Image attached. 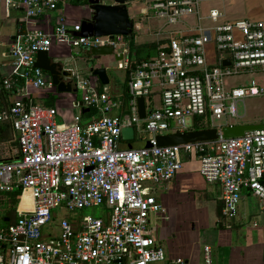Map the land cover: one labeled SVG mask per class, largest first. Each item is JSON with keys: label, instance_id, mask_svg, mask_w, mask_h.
Returning <instances> with one entry per match:
<instances>
[{"label": "built area", "instance_id": "obj_1", "mask_svg": "<svg viewBox=\"0 0 264 264\" xmlns=\"http://www.w3.org/2000/svg\"><path fill=\"white\" fill-rule=\"evenodd\" d=\"M4 1L8 8L16 3ZM60 1L17 4L27 18H38L55 11ZM139 1L143 7L133 34L144 33L157 43V52L131 71L127 105L91 72L85 74L72 60L63 63L82 91L80 107L96 113L88 122L76 114L72 122L60 123L57 107L35 101L34 89L56 88L50 74L36 66L37 54L50 52L55 42L79 49L110 45L122 54L127 70V37L78 36L81 24L70 27L62 19L51 31L17 34L10 49L14 76H0V123H10L18 155L0 159V194H20L15 219L0 214V264H189L170 257L150 227L152 214L167 213L151 186L174 179L185 156L198 159L207 183L222 186L224 221L238 215L244 190L259 198L264 212V128L208 142L158 146L156 141L158 135L190 130L187 117L194 125L238 116V101L264 94L254 79L226 88L228 76L264 71V19L226 20L218 7H205L225 0ZM227 58L230 64L224 65ZM14 77L23 84L16 87ZM15 87L19 97L9 100ZM116 110L123 113L113 114ZM125 127H134L152 146L121 147ZM26 196L29 204L21 208ZM89 207L104 210L100 216L78 214ZM212 253L206 244L205 264H213Z\"/></svg>", "mask_w": 264, "mask_h": 264}, {"label": "crops", "instance_id": "obj_2", "mask_svg": "<svg viewBox=\"0 0 264 264\" xmlns=\"http://www.w3.org/2000/svg\"><path fill=\"white\" fill-rule=\"evenodd\" d=\"M16 3L13 4L10 8L7 7L6 2L4 0H0V52H3V57H0V76L7 77L13 75V69L11 65V57H10V49L12 44L18 33L26 30H45L51 31L55 25H57L58 20H64L70 27L75 26L76 24H81L82 21L86 18H90L92 16V9H90L89 5L84 2V0H61L59 2L58 8L55 11H51L47 13V15L38 17V18H27L25 10L18 6L17 0ZM80 1V3H77ZM135 1V0H134ZM105 3H114L113 0H104ZM133 2V1H132ZM130 2V3H132ZM129 3V4H130ZM128 4V6H130ZM210 5V4H209ZM215 7H218L224 13V19L226 20H236L242 18H251V19H264V0H225L220 2H214ZM133 7L134 13L131 14L130 10ZM129 7V13L131 18L134 20L138 17L141 12L142 4L140 6H132ZM206 12V11H205ZM24 29V30H23ZM133 37V41L135 44H153L155 42L148 41V36L144 33H140L139 35L128 36L127 38ZM130 43V42H129ZM130 47V45H129ZM50 56L58 62H63L67 60H72L74 63L81 68L83 71L87 69L88 73H90V69L88 67L89 58L86 56L83 48H73L67 44L54 43L51 51L49 52ZM118 54V53H117ZM122 55V54H120ZM131 57V56H130ZM122 59V58H121ZM121 59L117 58L114 55L103 56L97 60H101V65L99 67L111 68V66L122 68ZM214 60V59H213ZM96 61V60H95ZM94 61V62H95ZM115 61V62H113ZM95 66V65H94ZM96 67V66H95ZM125 70V69H124ZM14 76V75H13ZM109 76V75H108ZM16 81V87L23 84V81L20 78L14 77ZM110 79V78H109ZM127 79V71H125V90L120 94L110 93L114 97H124L126 94V80ZM98 82H101L98 79ZM102 83V82H101ZM110 83V82H109ZM103 84V83H102ZM104 85V84H103ZM107 86V85H105ZM11 92L8 97L9 100L15 99L19 97V93L17 88ZM108 88V87H107ZM109 90V88H108ZM57 88H52L49 90L43 89H34L33 93L35 95V101L48 105L57 107L60 114V118L62 119L61 123H70L73 121L74 116L76 114H82V118L84 122L91 121L96 117V113L93 110L84 112V109H88L85 107H80L76 105V102H79L78 96H74V100L72 102L64 103L59 101L55 96L57 95ZM60 96V95H58ZM156 97H158L156 95ZM72 103V104H71ZM80 108V111L77 109ZM125 112V110L123 109ZM123 111L116 110L113 112L115 115H120ZM239 123H256L254 121H245ZM239 123H229V124H239ZM212 127V126H211ZM220 128V127H219ZM8 130V131H6ZM192 130V129H190ZM137 134H135V138ZM132 139H124L121 138L120 145L123 148H137L138 144H131L130 141ZM18 155V144L13 140L12 137V128L3 122L0 123V159H10ZM194 157H184L183 168L188 161H192ZM197 167L199 169V163L197 162ZM187 175H181V172L172 180L168 182H164L158 185L151 186V193L157 197V199L164 205L166 210L168 211L169 205L173 206L174 204H178L180 191L183 190V184L186 183L185 180H188L190 177ZM204 179V178H203ZM192 191L198 190L199 195V210L205 214L206 211H212L214 214V223L218 225L219 217L218 211L220 207H223L222 201V186L219 183H207L204 180L203 187L197 185V187L191 188ZM203 189V192L200 191ZM189 196V195H188ZM27 200H29L27 198ZM261 211V204L259 198L253 195L250 191L244 190L242 193V199L239 204L238 214L240 217H245L249 214H255V212ZM6 214L5 211H0V214ZM5 218L6 221H9L10 215ZM163 216V215H162ZM166 217V216H163ZM8 219V220H7ZM257 221V220H254ZM225 223V222H224ZM151 225V218H150ZM257 227V226H256ZM153 229L155 227H152ZM206 230L207 228H203ZM210 233H215V241H217L218 235L222 232L228 233L230 237L231 232L229 227L224 226V228L211 227L209 228ZM156 239L162 244V238L165 237L162 233H155V229L153 231ZM259 246H254V252L250 255V259L252 264H264V241L259 243ZM172 245L167 247V252L170 257H177V252L174 251ZM164 247V246H163ZM256 247V248H255ZM213 248V247H212ZM189 264H195L191 262L190 259H186Z\"/></svg>", "mask_w": 264, "mask_h": 264}, {"label": "rangeland", "instance_id": "obj_3", "mask_svg": "<svg viewBox=\"0 0 264 264\" xmlns=\"http://www.w3.org/2000/svg\"><path fill=\"white\" fill-rule=\"evenodd\" d=\"M132 6H140L141 2L135 0L129 4ZM209 3L205 4L207 7ZM214 5V2L210 3ZM130 10L133 14L134 11ZM188 20V18H186ZM115 62V61H113ZM101 60H96L94 65L99 67ZM116 63V62H115ZM125 71L122 68L111 66L107 68V73L110 78V83L107 85L111 93L117 95L125 90ZM85 74L88 73L84 69ZM256 80L264 87V71L256 69L252 72H245L226 77V88L229 90L233 87H238L246 84L247 81ZM60 95V96H58ZM77 95L79 100L82 99V91L74 92H57L55 98L64 103L72 102L74 96ZM156 104H159L158 97H156ZM74 100V99H73ZM148 106L150 108L149 100ZM72 104V103H71ZM80 111V108H77ZM238 116H231L229 114L223 115L221 118H215L212 123L204 124L212 127H221L229 123H239L245 121H254L256 123L264 122V94L260 96L246 97L244 100L237 102ZM60 114V113H59ZM57 121L62 122L60 116H57ZM187 124L193 128V120L187 117ZM8 131V130H6ZM145 139H140L139 135L130 141L131 144H141ZM196 157L192 161H188L181 170V175L190 177L185 180L183 190L180 191L178 204L169 205L166 217L160 214H152L150 227H155V233L164 234L162 238L163 246L167 251L168 243L172 245L174 251L178 256L190 259L195 264H205L204 246L209 244L213 247L212 262L213 264H252L250 255L254 252V246H259V243L264 241V212L258 211L255 214H249L245 217L236 216L235 219L224 221L223 224L230 229L231 236L228 233H221L215 241V233H210L211 227H218L214 223V214L210 210L203 214L199 208L198 190L192 191L191 188L203 187L204 180L201 175ZM203 192V189H200ZM189 195V196H188ZM104 210L103 207H89L78 214H91L100 216V212ZM66 215V211L63 212ZM62 217V214L60 215ZM59 217V218H60ZM257 220V221H254ZM257 222V225L254 223ZM257 226V227H256ZM203 228H207L204 230ZM256 248V247H255Z\"/></svg>", "mask_w": 264, "mask_h": 264}, {"label": "water", "instance_id": "obj_4", "mask_svg": "<svg viewBox=\"0 0 264 264\" xmlns=\"http://www.w3.org/2000/svg\"><path fill=\"white\" fill-rule=\"evenodd\" d=\"M114 3H105L104 0H84L92 9V16L86 18L81 23V30L75 34L78 36H105L123 35L132 36L134 20L129 13L128 4L134 0H113ZM86 56L89 58L88 67L91 73L97 77L104 85L110 82L106 67H95L94 61L108 55H114L121 59L123 56L115 53L113 46L105 45L98 47H83ZM3 57V52H0ZM224 65L230 64V59L223 61ZM36 66L48 72L52 78L54 86L59 92H74L78 90L74 86V79L70 70H67L63 62L55 61L48 51H39L36 58ZM77 106H83V101L76 102ZM140 117H146V105L144 97L138 98ZM84 112L89 111L84 109ZM263 123H239L226 124L224 126L204 128L198 130L176 131L156 137L158 146L180 145L193 142L214 141L221 137L232 138L243 136L246 132L263 129ZM124 139H134V127H125L122 130ZM150 141L139 144L140 148L150 147ZM8 220V219H7ZM161 244V243H160Z\"/></svg>", "mask_w": 264, "mask_h": 264}, {"label": "trees", "instance_id": "obj_5", "mask_svg": "<svg viewBox=\"0 0 264 264\" xmlns=\"http://www.w3.org/2000/svg\"><path fill=\"white\" fill-rule=\"evenodd\" d=\"M83 1V0H82ZM77 3H80V1H77ZM24 30V29H23ZM130 42V56H131V65L126 70L127 71V81H126V94H125V103L128 104V101L130 97L127 94V84L130 78L131 71L135 68V66L142 62L145 59H148L150 56L156 54L157 52V43L153 44H135L133 41V37L127 38ZM100 86L103 87L104 85L100 82ZM129 110H126V112ZM4 124L11 127L10 123L3 122ZM204 128H212L210 125H204L203 123H200L199 120L196 121V124H194V127L191 128L192 130H198V129H204ZM19 194L20 191H16L14 193H1L0 194V211H5L7 215H10V220L12 221L16 217V206L19 201ZM218 226L219 228H224V215H223V207H220L218 211Z\"/></svg>", "mask_w": 264, "mask_h": 264}, {"label": "bare ground", "instance_id": "obj_6", "mask_svg": "<svg viewBox=\"0 0 264 264\" xmlns=\"http://www.w3.org/2000/svg\"><path fill=\"white\" fill-rule=\"evenodd\" d=\"M27 198H28V196L25 197L24 202H23L22 205H21V208H24L25 205L27 206V202H28V204H29V201L27 200Z\"/></svg>", "mask_w": 264, "mask_h": 264}]
</instances>
